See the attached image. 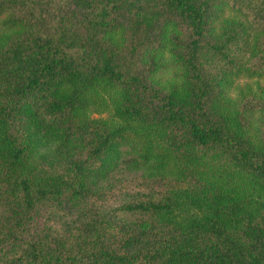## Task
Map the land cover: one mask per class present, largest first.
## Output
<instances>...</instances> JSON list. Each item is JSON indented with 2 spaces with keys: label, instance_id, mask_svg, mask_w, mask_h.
<instances>
[{
  "label": "trees",
  "instance_id": "obj_1",
  "mask_svg": "<svg viewBox=\"0 0 264 264\" xmlns=\"http://www.w3.org/2000/svg\"><path fill=\"white\" fill-rule=\"evenodd\" d=\"M260 81L264 0H0V264H264ZM56 125L91 170L132 146L180 183L69 228L85 190L30 156Z\"/></svg>",
  "mask_w": 264,
  "mask_h": 264
},
{
  "label": "rangeland",
  "instance_id": "obj_2",
  "mask_svg": "<svg viewBox=\"0 0 264 264\" xmlns=\"http://www.w3.org/2000/svg\"><path fill=\"white\" fill-rule=\"evenodd\" d=\"M259 84L264 86V81ZM248 86L255 89L257 82L240 79L224 94L237 100ZM101 116L104 114L91 113V117ZM63 129L61 125L34 129L30 137V156L35 164L52 172L75 176L85 190L82 196L76 198L70 212L55 217L69 228L86 217L97 215L104 216L113 225L121 226L123 221L114 217L112 210L134 198L141 189L137 182L145 177L162 176L173 184L180 183L182 177L176 169L172 166L161 169L152 161L143 163L137 157V149L132 146L126 147L123 153L117 151V154H110L100 169L91 170L83 160L81 138L76 135L67 139L61 133Z\"/></svg>",
  "mask_w": 264,
  "mask_h": 264
}]
</instances>
